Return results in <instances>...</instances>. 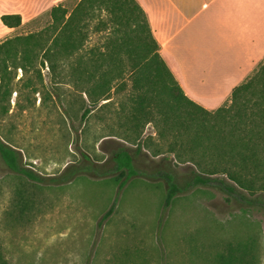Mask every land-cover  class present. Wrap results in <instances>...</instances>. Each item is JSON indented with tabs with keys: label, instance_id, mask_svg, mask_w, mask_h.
I'll return each instance as SVG.
<instances>
[{
	"label": "rangeland",
	"instance_id": "obj_1",
	"mask_svg": "<svg viewBox=\"0 0 264 264\" xmlns=\"http://www.w3.org/2000/svg\"><path fill=\"white\" fill-rule=\"evenodd\" d=\"M78 2L63 5L71 11ZM51 10L11 30L0 20V43L42 33ZM45 40L29 45L26 60L20 53L8 60L2 76L7 89L0 96V138L21 152L24 165L54 176L88 158L108 170L113 151L126 147L138 153L139 170L202 171L209 158L202 161V143L189 142L187 131L177 137L152 119L126 122L131 80L105 83L95 69L89 48L103 50L102 36L90 34L75 54L49 62ZM101 84L110 99L83 118L92 96H103ZM114 176L79 175L44 186L0 164V264H223L221 257L231 253L234 264H264V214L202 187L165 207L162 182L132 177L119 190Z\"/></svg>",
	"mask_w": 264,
	"mask_h": 264
},
{
	"label": "trees",
	"instance_id": "obj_2",
	"mask_svg": "<svg viewBox=\"0 0 264 264\" xmlns=\"http://www.w3.org/2000/svg\"><path fill=\"white\" fill-rule=\"evenodd\" d=\"M0 20L8 28L22 25L20 14H4ZM51 20L42 33L0 43V96L7 89L2 83V76L8 70L7 61L13 60L17 53L24 54L26 60L30 44L39 45L43 39L50 41L44 60L49 62L55 56L69 58L84 47L90 34L100 35L104 40L103 50L89 48L97 65L95 69L102 72L101 77L107 79L105 83L114 77L126 76L131 80L133 93L126 122L132 125L152 119L177 137L183 131L188 132L189 142L202 143V161L209 159L202 162V171L191 169L185 174L171 168L146 171L136 166L138 153L134 155L128 148L119 147L112 153L113 167L108 170L85 158L59 175L43 176L24 165L21 152L0 138V164L6 171L44 186L64 185L79 175L96 178L115 175L119 190L132 177L160 181L165 185V207L196 188H211L239 209L264 214V61L233 90L229 105L209 111L184 93L161 57L148 18L136 0H79L71 11L60 4L52 8ZM20 45L24 48L18 49ZM104 87L105 84L99 86L103 96L94 99L92 96L83 118L97 109L100 101L110 99ZM189 125L191 131L186 129ZM235 259L231 253L228 260L221 257V262L234 264Z\"/></svg>",
	"mask_w": 264,
	"mask_h": 264
},
{
	"label": "crops",
	"instance_id": "obj_3",
	"mask_svg": "<svg viewBox=\"0 0 264 264\" xmlns=\"http://www.w3.org/2000/svg\"><path fill=\"white\" fill-rule=\"evenodd\" d=\"M70 1L0 0V18L36 19ZM136 1L184 93L206 110L230 101L264 61V0Z\"/></svg>",
	"mask_w": 264,
	"mask_h": 264
}]
</instances>
